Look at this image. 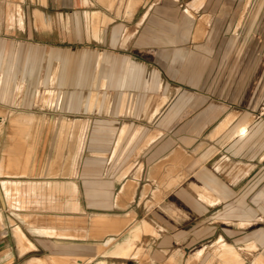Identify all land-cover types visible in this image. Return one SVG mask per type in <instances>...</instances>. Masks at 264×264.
I'll list each match as a JSON object with an SVG mask.
<instances>
[{"label":"crops","instance_id":"0c3cea01","mask_svg":"<svg viewBox=\"0 0 264 264\" xmlns=\"http://www.w3.org/2000/svg\"><path fill=\"white\" fill-rule=\"evenodd\" d=\"M241 2L117 21L0 0V264H264L260 141L243 155L264 64L228 35Z\"/></svg>","mask_w":264,"mask_h":264},{"label":"rangeland","instance_id":"374dc122","mask_svg":"<svg viewBox=\"0 0 264 264\" xmlns=\"http://www.w3.org/2000/svg\"><path fill=\"white\" fill-rule=\"evenodd\" d=\"M4 1L7 2L8 0H4ZM11 1H14V0H11ZM158 1L160 0H91L94 7H91L90 9L99 10L105 13V15L108 16L112 20L122 21V20L131 19L134 16V14L139 15L140 13L144 12L145 10H147V8H149L151 5L155 4ZM164 1H169V0H164ZM189 1L190 0H171V3L176 7H181L180 4L184 6L185 3ZM227 14L230 18L228 35H249L253 37L256 56L258 57V59H261V64H264V0H243V2L239 3L236 7H232L231 11ZM235 37H247V36H235ZM234 42H236V40ZM249 42H252V40H250ZM249 44L252 45V43H249ZM260 112L262 113V116H263L264 115L263 110L259 111L258 114ZM0 115L3 116L4 113L0 112ZM8 123H9V120H8ZM38 123H43V120L42 119L41 121L38 120ZM7 125L8 124H6V126ZM41 127L43 126L39 125V128ZM252 128L253 129L255 128V131L256 129H258V133L256 134L255 132L254 137L245 143L244 153H243L244 157L248 156V153L252 150L253 145L257 141H260L261 143L260 151L262 153L264 152V117H260L255 122L251 123L249 127L250 133L248 137L250 136L252 137L253 130H250ZM245 132H246V125H245ZM14 138L15 140L18 139V137H14ZM32 138H33L32 136H27L25 138L22 137V139L20 138L18 140L22 144L26 142V140L32 139ZM35 138L39 139L40 137L37 136ZM41 139H42V142H44L45 138L41 137ZM72 139L73 138H70V144L73 143ZM2 143H3V140L1 139L0 144ZM228 154H230V151L228 152ZM0 159H2V152H0ZM262 166L264 167V163ZM29 187H30L29 191L42 190V186H40L39 184L38 186L29 185ZM12 202L14 201L12 200L6 201V203L9 206L11 205ZM1 208L2 207L0 205V209ZM69 219L72 220V217ZM0 221H1V217H0ZM85 225L87 227V223ZM72 226H76L74 222ZM26 235L28 236L27 232H26ZM102 239L104 238L101 237L99 241H95L93 239L86 238L85 242L95 241L99 243ZM102 252L108 253V254L111 253L109 252L107 247H105V250ZM103 256L104 255L101 254L100 256L101 259H103Z\"/></svg>","mask_w":264,"mask_h":264},{"label":"bare ground","instance_id":"6f19581e","mask_svg":"<svg viewBox=\"0 0 264 264\" xmlns=\"http://www.w3.org/2000/svg\"><path fill=\"white\" fill-rule=\"evenodd\" d=\"M236 132H237V133H241V134L244 133V132H245V125H241V126H239ZM20 234H21V233H17V232H16L15 235H17V236L21 239L22 236H20ZM109 241H110V239H108V243H109ZM108 243H107V245H108ZM107 245H103V246H107ZM103 254L105 255V254H108V253H103ZM108 255H110V254H108ZM74 264H77V263H74Z\"/></svg>","mask_w":264,"mask_h":264},{"label":"water","instance_id":"95a60500","mask_svg":"<svg viewBox=\"0 0 264 264\" xmlns=\"http://www.w3.org/2000/svg\"><path fill=\"white\" fill-rule=\"evenodd\" d=\"M108 239L104 240L103 245H107ZM104 256H109L108 254H105Z\"/></svg>","mask_w":264,"mask_h":264}]
</instances>
